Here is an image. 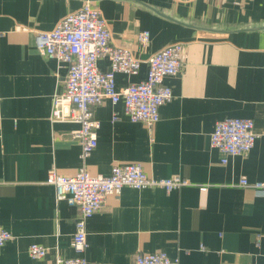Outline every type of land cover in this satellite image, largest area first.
<instances>
[{"label": "crops", "instance_id": "1", "mask_svg": "<svg viewBox=\"0 0 264 264\" xmlns=\"http://www.w3.org/2000/svg\"><path fill=\"white\" fill-rule=\"evenodd\" d=\"M87 0H0V224L12 239L0 264H50L73 257L77 209L55 201L48 169L74 175L80 147L75 122L49 118L67 67L35 49L37 31L51 30ZM105 18L111 43L140 60L136 74L115 73L118 89L144 80L148 58L181 42L178 74L165 76L172 97L147 127L124 113L123 102L92 108L97 145L85 161L92 175L115 163H141L156 178L191 182L165 192L123 187L86 223L89 264H133L137 252L164 251L179 264H264V196L237 184L264 181V0H89ZM149 31L142 45L138 34ZM96 65L110 68L107 57ZM252 118L251 151L221 163L209 146L216 121ZM33 242L46 248L32 260Z\"/></svg>", "mask_w": 264, "mask_h": 264}, {"label": "built area", "instance_id": "2", "mask_svg": "<svg viewBox=\"0 0 264 264\" xmlns=\"http://www.w3.org/2000/svg\"><path fill=\"white\" fill-rule=\"evenodd\" d=\"M35 34L36 51L67 67L62 90L50 97L49 118L54 122L78 124L71 135L78 141L81 160V166L74 175H62L54 167L48 169L46 183L54 187L55 201H64L77 209L71 236L76 255L67 258L57 256L50 264H89L84 253L87 245L86 223L103 207L107 196H116L123 187H158L167 193L191 184L179 175L167 178L148 175L141 163L136 161L112 164L108 175H92L85 168L86 159L97 145V129L100 126L92 108L104 99L112 104L122 101L124 113L130 121L141 122L147 127L154 125L160 118L159 108L172 97L164 77L174 76L180 71L182 44L169 43L154 52L147 60L146 78L118 89L115 73H138L140 60L130 49L111 43L105 18L89 0L76 11L65 14L53 29ZM138 41L145 46L149 41V31L140 32ZM101 57L109 60L110 68L106 71L96 65ZM257 137L252 118L233 116L216 121L209 136V146L219 150L222 155L220 161L225 164L230 156L249 153ZM237 184L253 188L264 196V181L249 182L241 176ZM11 239L12 234L0 224V247ZM45 254L46 248L39 243L33 242L27 248V255L32 260H42ZM132 263L179 264V259L168 256L164 251L137 252Z\"/></svg>", "mask_w": 264, "mask_h": 264}]
</instances>
